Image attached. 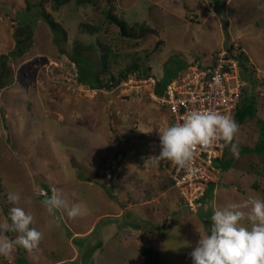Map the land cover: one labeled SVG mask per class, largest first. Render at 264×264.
<instances>
[{
	"label": "rangeland",
	"instance_id": "374dc122",
	"mask_svg": "<svg viewBox=\"0 0 264 264\" xmlns=\"http://www.w3.org/2000/svg\"><path fill=\"white\" fill-rule=\"evenodd\" d=\"M40 9L64 33L27 14L24 0H0V64L10 71L2 85L0 77V223L22 207L42 233L37 248L17 246L0 264H145L142 247L160 264H192L218 207L264 198V152L255 150L264 133V0H72L58 10L46 0ZM109 16L133 34L122 35ZM15 36L29 47L17 58ZM232 45L248 59L242 109L254 114L233 117L236 153L226 146L217 183L193 212L168 182L167 160L151 159L169 126L151 94L162 78ZM133 63L140 70L120 78ZM53 189L81 215L49 214L40 192Z\"/></svg>",
	"mask_w": 264,
	"mask_h": 264
},
{
	"label": "clouds",
	"instance_id": "9594fccd",
	"mask_svg": "<svg viewBox=\"0 0 264 264\" xmlns=\"http://www.w3.org/2000/svg\"><path fill=\"white\" fill-rule=\"evenodd\" d=\"M239 125L230 114L211 110H192L183 122L172 124L158 131L159 155L153 160H168L180 168H187L194 160L198 148L208 149L223 141L225 146L233 143ZM46 211L65 208L69 218L81 215V207H67L59 189L51 196L41 190ZM13 204L21 197L12 193L8 197ZM31 204V199H25ZM34 216L22 207H12L9 216L0 223V256L8 257L17 246L32 251L39 246L42 233L30 227ZM210 227L190 253L192 264H264V198L251 196L242 202L218 207L210 218ZM8 233H18L10 239Z\"/></svg>",
	"mask_w": 264,
	"mask_h": 264
},
{
	"label": "built area",
	"instance_id": "2783aa9c",
	"mask_svg": "<svg viewBox=\"0 0 264 264\" xmlns=\"http://www.w3.org/2000/svg\"><path fill=\"white\" fill-rule=\"evenodd\" d=\"M238 48L232 45L219 51L208 64H190L187 73L172 79L162 94L152 92V98L167 110L169 126L182 123L192 110H211L233 116L243 88ZM224 148L223 141L208 149L198 148L187 168H180L167 160L168 182L177 190L188 210L195 212L207 189L217 183L220 171L215 164L222 161Z\"/></svg>",
	"mask_w": 264,
	"mask_h": 264
},
{
	"label": "trees",
	"instance_id": "16d2710c",
	"mask_svg": "<svg viewBox=\"0 0 264 264\" xmlns=\"http://www.w3.org/2000/svg\"><path fill=\"white\" fill-rule=\"evenodd\" d=\"M24 1L26 3V10L25 11H26L27 14L28 13L29 14H33L35 16V18H34L35 20H36L37 17L42 18L43 21L50 27V29L55 34L64 33V30L62 29L60 24L57 21L51 19V17L47 13H45L44 11H42L40 9L42 4L46 0H40L37 4H32L31 3L32 0H24ZM71 1L72 0H50L51 7L54 10H58L59 8L69 4ZM85 2H86V0H75V3L78 4V5L84 4ZM223 8H224V6H223ZM36 11H38V12H36ZM27 17H28V15H27ZM109 18L119 28L120 33L122 35L130 36L131 34H133V30L132 31H128L129 29L131 30V28L128 27V25L124 21L117 19L115 16H109ZM29 19L32 20V18H29ZM29 19L26 18L28 23H29ZM32 22H34V21H32ZM84 28H85L86 31H88L90 33L94 32L96 30L95 28H91V27H88L86 25H84ZM23 37H25V36L23 35ZM23 39L24 38H21L20 36H15L16 44H15L14 51L12 53L13 54L12 55L13 58H17V57L22 56L23 53L26 52V50L29 48V47L24 45ZM237 57H238V60H239L240 71L241 72L247 71L245 63H247L248 59L244 55V53L239 50V48H238V51H237ZM139 70H140L139 69V65L137 63H133V64H131V66L126 71L120 73L121 74L120 78L124 77L127 74V72H130V71L138 72ZM5 71H6V73H5ZM3 72H4V74H3ZM9 75H10V71H9V68L7 67L6 63L0 64V77L2 78L4 76L3 79L0 78L2 80L1 85H2L3 82H5L6 78ZM172 79H173V77L162 78L160 81H158L155 84L154 92L156 94H162L163 91H164V88L166 87V85ZM93 89H96V88H93ZM242 96L243 95H242V92H241L240 93V99L238 101L236 111L234 112V114L232 116V117H235L239 121V123L242 122L243 120H245L247 117H252L253 114H254L253 111H251V112L248 111V109L252 108L250 106H249L250 108H248V109H244V110L242 109V105H243V101H244ZM258 147L261 148V150H257ZM263 149H264V133L259 138V140H258V142L256 144V147H255V150L257 152H259V153L264 152ZM226 150L227 149H226V146H225L223 157L225 155ZM223 159H225V157L222 158V160ZM222 169H224V168H222ZM212 188H213V186H210L207 189L203 200H206L209 197ZM163 227H164V225L161 226L162 229H163ZM140 250H141L142 255L145 258V264H160L158 255L156 254V252L152 248L142 247Z\"/></svg>",
	"mask_w": 264,
	"mask_h": 264
}]
</instances>
